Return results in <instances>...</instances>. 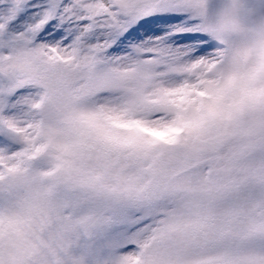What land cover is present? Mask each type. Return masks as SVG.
I'll list each match as a JSON object with an SVG mask.
<instances>
[{
    "label": "snow or ice",
    "instance_id": "6c2138e0",
    "mask_svg": "<svg viewBox=\"0 0 264 264\" xmlns=\"http://www.w3.org/2000/svg\"><path fill=\"white\" fill-rule=\"evenodd\" d=\"M0 264H264V0H0Z\"/></svg>",
    "mask_w": 264,
    "mask_h": 264
}]
</instances>
